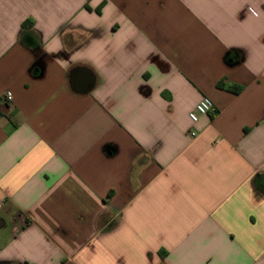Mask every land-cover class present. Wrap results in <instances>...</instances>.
<instances>
[{"label":"crops","instance_id":"1","mask_svg":"<svg viewBox=\"0 0 264 264\" xmlns=\"http://www.w3.org/2000/svg\"><path fill=\"white\" fill-rule=\"evenodd\" d=\"M0 264H264V0H0Z\"/></svg>","mask_w":264,"mask_h":264},{"label":"built area","instance_id":"2","mask_svg":"<svg viewBox=\"0 0 264 264\" xmlns=\"http://www.w3.org/2000/svg\"><path fill=\"white\" fill-rule=\"evenodd\" d=\"M12 97L10 95H7L5 97V100H3L4 103L11 102ZM214 109L213 102L208 97H203L194 107V109L189 113V119L192 123H196L201 116H205L212 112ZM195 134L192 133V136Z\"/></svg>","mask_w":264,"mask_h":264},{"label":"water","instance_id":"3","mask_svg":"<svg viewBox=\"0 0 264 264\" xmlns=\"http://www.w3.org/2000/svg\"><path fill=\"white\" fill-rule=\"evenodd\" d=\"M84 79H86V81ZM70 84H71V87L73 88V90H75L79 93H86L88 91L87 78H84V77L82 78L79 76H72L70 79ZM81 84L83 85L82 87L84 88V90H79V89L75 88L77 85H81Z\"/></svg>","mask_w":264,"mask_h":264},{"label":"trees","instance_id":"4","mask_svg":"<svg viewBox=\"0 0 264 264\" xmlns=\"http://www.w3.org/2000/svg\"><path fill=\"white\" fill-rule=\"evenodd\" d=\"M28 24V23H27Z\"/></svg>","mask_w":264,"mask_h":264}]
</instances>
